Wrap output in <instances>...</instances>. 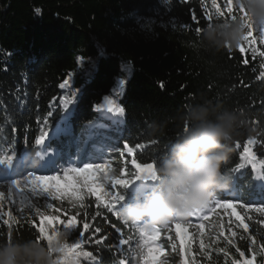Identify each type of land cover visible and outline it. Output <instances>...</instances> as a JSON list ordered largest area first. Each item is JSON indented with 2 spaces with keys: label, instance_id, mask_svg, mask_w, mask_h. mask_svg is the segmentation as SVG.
<instances>
[{
  "label": "trees",
  "instance_id": "obj_1",
  "mask_svg": "<svg viewBox=\"0 0 264 264\" xmlns=\"http://www.w3.org/2000/svg\"><path fill=\"white\" fill-rule=\"evenodd\" d=\"M232 7L228 13L227 0H0V159L27 152L28 160L39 161L37 153L50 156L56 149L60 169L45 175H63L80 159H104L112 170L104 190L131 200L141 196L134 183L112 188V179H134L133 158L157 164L189 104L201 98L221 103L243 113L245 123L223 165L231 182L214 196L236 204L230 210L248 229L235 217L218 237L185 225L182 264H264V39L253 30L249 43L240 45L243 53L209 52L197 44L208 23L241 15L234 0ZM152 122L163 125L162 134H148ZM45 134L49 145L37 144ZM92 144L101 151H80ZM120 206L109 213L85 191L75 208L53 204L44 215L77 218L84 237L69 240L80 244L77 264H145L144 226L125 223L116 215ZM34 218L39 223L37 213L20 215L16 207L0 212V242L35 239ZM158 228L174 238L171 226ZM147 246L153 248L150 240ZM165 257L169 264L178 260Z\"/></svg>",
  "mask_w": 264,
  "mask_h": 264
},
{
  "label": "clouds",
  "instance_id": "obj_2",
  "mask_svg": "<svg viewBox=\"0 0 264 264\" xmlns=\"http://www.w3.org/2000/svg\"><path fill=\"white\" fill-rule=\"evenodd\" d=\"M247 15L216 20L204 26L197 36L198 47L220 53L235 50L245 42L249 24L264 27V0H234ZM176 119L178 134L158 159L152 186L141 196L125 199L120 218L132 225L164 226L177 218H187L208 206L218 190L225 189L231 178L223 171L230 145L245 123L243 113L221 103L201 98L188 105ZM148 134L163 133V125L152 122ZM66 237L54 236L51 245L35 239L0 242V264H57Z\"/></svg>",
  "mask_w": 264,
  "mask_h": 264
},
{
  "label": "snow or ice",
  "instance_id": "obj_3",
  "mask_svg": "<svg viewBox=\"0 0 264 264\" xmlns=\"http://www.w3.org/2000/svg\"><path fill=\"white\" fill-rule=\"evenodd\" d=\"M213 4L216 3V0H212ZM228 5V13H234V9L232 7L233 0H227ZM235 10H238L241 13V16L244 17L247 15L246 11L243 9L242 6L235 7ZM217 16H221L222 13L219 9L216 10ZM232 19L236 18V15L233 14ZM210 24V23H208ZM253 30L257 31L260 34L261 39H264V27H257L254 24H249V31L245 38L247 41L250 37L253 36ZM199 31V29H197ZM239 51L241 53L244 52L243 47H239ZM264 55V53H262ZM245 63H248L245 60ZM264 79V76H262ZM109 103H113L109 100ZM109 111L113 112V108H109ZM118 113H122L123 109H117ZM40 141H37L39 144ZM252 141L249 140L248 144H251ZM127 147V145H125ZM245 156L248 155L249 149L247 147L244 148ZM128 152L132 153V148H128ZM244 157H241L243 159ZM61 160L59 159H50L48 161L49 168L47 170L55 171L57 165L60 164ZM131 165L135 169V176L134 179H112L111 186L112 188H116L117 186H121L123 189H126L130 184H132L135 180H150L154 181L156 179L155 175V162H147V163H140L137 159L133 158L131 160ZM255 167V163L252 165ZM239 167H243L240 165ZM261 167L264 168V161L261 162ZM0 170H3L4 174L6 175H20L23 176L26 170V161L23 158H18L16 163L14 164L11 158L0 159ZM112 170L108 169L104 171L102 166L97 165L96 171H93V164L87 163L84 167H73V168H66L63 171V175H34L32 171H28L27 175L24 176L23 181L20 179H12L10 182V186L8 187V191L11 192L12 188L15 187L19 189L21 193L25 192V189H29L33 196L40 197V196H48L51 197L53 201L61 200L62 198H67L68 201L71 203L72 207H76L81 203L84 199L85 191L88 195H94L96 201L103 202L105 209L109 213L114 212V206L121 205L123 201H125V195L121 194L120 191L115 192H108L104 190V181L108 179V173ZM97 172H102V175H97ZM91 173V175H89ZM44 181L50 182V184H44ZM61 181L63 182V187H61ZM23 184V187L21 186ZM4 196V191H0V197ZM236 204L228 202L224 204H220V208H236ZM39 207L37 206V211H39ZM48 208H52V204H47ZM54 211H59V209H54ZM198 210L194 211L191 215H195ZM264 211V209H261ZM116 215L120 217L119 211H116ZM236 220L240 222V224L244 227L245 230L248 229V225L244 222V218L240 215L239 212H233ZM11 216V214H9ZM5 225L11 229L12 225L8 219L3 221ZM126 223V222H125ZM57 225H63V229H59L56 227ZM88 224L85 223L83 228L85 230L88 229ZM202 227V226H201ZM176 229V236L179 237L180 243L184 245L185 233L187 231L186 228L182 225L181 222L177 221L175 223ZM32 230L36 233L35 240L38 242H43L51 245V242L54 236L63 233L66 237V243L64 245L62 254L57 257V264H77V259L79 257V252L77 251L80 247L78 242H69V240H76L77 234L79 235L80 239L82 240L84 237L83 232H79L77 228V218L75 216L68 217L67 220H62L57 215H39V223L35 222V218L32 222ZM99 231V229H97ZM160 231L157 227H150V228H139V232L141 237L145 240V247H146V260L145 264H163V262L158 259L156 255H154L155 251L158 249H153L150 246H147L148 240L155 239L156 234ZM11 242L9 238L7 240ZM124 243V241H121ZM201 247L203 245L201 244ZM143 254V253H142ZM243 264H252L251 260H245Z\"/></svg>",
  "mask_w": 264,
  "mask_h": 264
},
{
  "label": "rangeland",
  "instance_id": "obj_4",
  "mask_svg": "<svg viewBox=\"0 0 264 264\" xmlns=\"http://www.w3.org/2000/svg\"><path fill=\"white\" fill-rule=\"evenodd\" d=\"M247 43H249V39L247 40ZM111 115H114L112 111ZM85 165L81 167H84ZM97 165L102 166V169L104 171L110 169L109 163L105 161L97 162L93 164L94 172L96 171ZM76 167L80 166L76 165ZM89 175H91V173ZM97 175H102V172H97ZM104 181H106V179ZM43 183L50 184V182L46 183L45 181ZM135 183L136 185H138L139 189H142V187L145 185L144 180H136ZM9 186V180L0 177V191H4V196L0 197V212H7L11 208L16 207L20 215H31L34 213H37V215H44L47 210L48 203H51L52 206L53 204H56L59 208L64 207L65 205H71L67 198H62L61 200L53 201L51 197H48L46 195L35 197L27 188L23 193H21L19 189H16L15 187H13L12 191L9 192ZM21 186L23 187V185ZM61 187H63L62 181ZM219 205L220 204H216V206L212 210L205 208L202 209L200 213L190 215L187 218H180L182 220L181 222H186L187 220L188 224L194 227H198L201 231H206L207 233L215 237H218L220 234L225 235L227 225L232 221L233 217L235 216L230 210L231 208H220ZM37 206H40L39 211H37ZM229 226L231 231L233 232L232 225ZM146 228L150 227L146 226ZM172 230L174 231V233H176L175 224ZM186 234L187 233H185V238H187ZM160 238L161 235L158 232L155 236V239H152L153 244L155 245L156 249H158V251H155L154 255H156L158 259L163 262V264H169L168 257H165L166 255H177L178 260L175 264H182L184 258V245H181L179 237H177L176 234H174L173 239H170L168 235L163 236L162 238H167L166 243Z\"/></svg>",
  "mask_w": 264,
  "mask_h": 264
},
{
  "label": "bare ground",
  "instance_id": "obj_5",
  "mask_svg": "<svg viewBox=\"0 0 264 264\" xmlns=\"http://www.w3.org/2000/svg\"><path fill=\"white\" fill-rule=\"evenodd\" d=\"M27 167H28V169H31L32 168V163H27L26 162V169H27Z\"/></svg>",
  "mask_w": 264,
  "mask_h": 264
}]
</instances>
